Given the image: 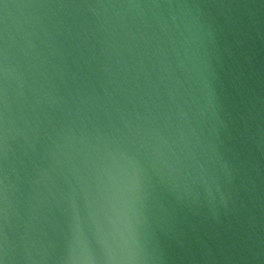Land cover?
I'll return each mask as SVG.
<instances>
[{"label":"water","instance_id":"1","mask_svg":"<svg viewBox=\"0 0 264 264\" xmlns=\"http://www.w3.org/2000/svg\"><path fill=\"white\" fill-rule=\"evenodd\" d=\"M0 264H264V0H0Z\"/></svg>","mask_w":264,"mask_h":264}]
</instances>
